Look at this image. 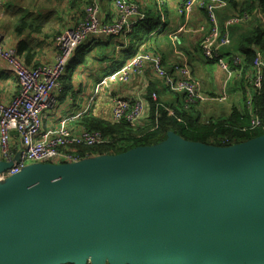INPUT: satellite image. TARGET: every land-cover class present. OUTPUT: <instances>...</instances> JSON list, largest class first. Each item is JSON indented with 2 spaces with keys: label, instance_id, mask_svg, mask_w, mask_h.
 Segmentation results:
<instances>
[{
  "label": "water",
  "instance_id": "1",
  "mask_svg": "<svg viewBox=\"0 0 264 264\" xmlns=\"http://www.w3.org/2000/svg\"><path fill=\"white\" fill-rule=\"evenodd\" d=\"M87 259L264 264V135L218 147L168 133L155 147L29 166L0 185V264Z\"/></svg>",
  "mask_w": 264,
  "mask_h": 264
},
{
  "label": "crops",
  "instance_id": "2",
  "mask_svg": "<svg viewBox=\"0 0 264 264\" xmlns=\"http://www.w3.org/2000/svg\"><path fill=\"white\" fill-rule=\"evenodd\" d=\"M185 1L138 0L145 22L136 26L131 35L91 36L76 50L72 64L69 63L67 68L71 64L70 69L66 70L56 94V104L43 117L44 129L59 131L63 125L70 133L78 134L81 128H85L81 121L86 117L110 122V99L115 96L124 99L140 97L150 115V94L153 91L164 107L174 112L184 110L197 118L201 125L224 121L233 111L248 113L251 118L253 113L245 106L246 87L243 85L244 76L251 68L244 70L246 55L238 46L258 32L255 43H250V46L255 56L264 58V52L254 48L255 44L264 47V0H248L252 7L244 13H239L226 0H223L225 6L216 10L217 24L229 37V44L222 48L220 58L231 72L223 71L216 63L204 59L199 45L207 34L209 23L206 14L196 8L189 14L179 12ZM240 2L242 0H235L236 4ZM94 4L99 8L102 23L111 25L113 0H0L2 44L13 48L27 67L53 64L57 54L54 38L85 19L88 9ZM236 18L241 20L230 22ZM140 47L160 55L168 73H172L174 65L190 69L199 89V100L185 110L182 107L185 106L183 94L170 92L151 70H146L142 77L134 75L127 84H109L96 94L97 84L117 72ZM234 58L243 60L241 71L232 68ZM16 93L17 80L1 59L0 102L7 104ZM93 94L96 97L91 102L89 98ZM69 118L74 120L63 122ZM145 118L140 126L149 122Z\"/></svg>",
  "mask_w": 264,
  "mask_h": 264
},
{
  "label": "built area",
  "instance_id": "3",
  "mask_svg": "<svg viewBox=\"0 0 264 264\" xmlns=\"http://www.w3.org/2000/svg\"><path fill=\"white\" fill-rule=\"evenodd\" d=\"M138 0H113V18L111 25H104L100 19L99 8L96 4L89 8L87 17L71 28L60 32L53 41L56 49V58L53 64H40L36 67H27L16 51L2 44L0 36V60L7 66V71L17 80V93L7 104L0 102V160L9 165V168L0 173V185L13 176L21 174L29 166L45 163L76 164L82 160L94 158L89 153L81 154L80 149L98 148L107 145V139L100 130L91 131L81 128L78 134L70 133L63 125L59 131L44 129L43 117L56 104L62 79L67 67L74 58L76 50L81 47L91 36L102 34L105 36H129L133 29L145 19ZM223 0H186L179 12L189 14L193 9L204 12L209 26L207 34L199 45L204 59L216 63L223 71L231 72L230 68L221 60L222 48L228 46L229 37L226 31L220 30L217 24V9L223 8ZM243 18H245L243 16ZM241 19L230 20L231 23ZM178 41V37H175ZM243 60L234 58L232 68L240 70ZM251 70L244 76L246 87L245 106L251 110L252 95L261 91L264 78V58L260 55L253 57ZM146 70L161 81L162 85L170 92L182 93L184 107L188 110L195 101L199 100V89L192 77V72L185 66L174 65L172 73L163 67L160 55L144 51L143 47L114 74L104 78L97 84L96 94L99 89L109 84H127L134 75L142 77ZM96 94L90 96L94 101ZM151 101L156 108L154 122L157 124L160 116L159 109H163L169 116L175 112L164 107L157 97L151 93ZM111 124L124 123L132 128H140V122L149 118L148 108L140 97L124 99L119 96L110 99ZM73 118L63 122L73 121ZM147 126L148 122H144ZM261 122L256 116L250 118L249 129L254 131L261 127ZM87 264H91L89 259Z\"/></svg>",
  "mask_w": 264,
  "mask_h": 264
},
{
  "label": "trees",
  "instance_id": "4",
  "mask_svg": "<svg viewBox=\"0 0 264 264\" xmlns=\"http://www.w3.org/2000/svg\"><path fill=\"white\" fill-rule=\"evenodd\" d=\"M227 1L239 11V13H244L252 7L248 0H242V2L238 4L235 3V0H226V2ZM143 22H145V20ZM257 33L258 32H255L250 39H244L241 46H238V49L246 55L244 65L245 71L250 68L253 57L255 56V51L251 48L250 43H255L254 40ZM254 48H259V51L264 52V47H257L255 44ZM70 66L67 68L68 70ZM151 104L150 108L152 110L148 118L149 122L147 126H140V128L134 129L124 123L114 125L106 120L94 119L93 117L84 118L81 122L85 129L91 131L100 130L103 135L110 140V143L98 146V148H81V154L84 155L85 153H89L94 158H97L102 156H117V154L135 150L136 148L155 147V145L163 142L167 138L168 133H174L178 137L191 143L197 142L218 147H230L231 145L243 143L249 141L251 138L264 135V78L261 91L252 95V113L262 124L259 129L254 131L249 129L250 114H241L237 111H233L230 117L224 121L201 125L198 123L197 118H194L184 110H175V115L172 117L163 109H159L160 116L156 127H154L156 108L152 101Z\"/></svg>",
  "mask_w": 264,
  "mask_h": 264
},
{
  "label": "rangeland",
  "instance_id": "5",
  "mask_svg": "<svg viewBox=\"0 0 264 264\" xmlns=\"http://www.w3.org/2000/svg\"><path fill=\"white\" fill-rule=\"evenodd\" d=\"M153 51H155V50H153ZM157 52V51H156ZM244 82V81H243ZM244 85V84H243ZM158 262H160V263H163L164 261H161V260H157ZM157 261H155V262H157Z\"/></svg>",
  "mask_w": 264,
  "mask_h": 264
}]
</instances>
